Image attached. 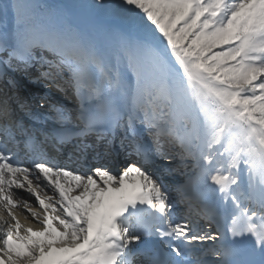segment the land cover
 <instances>
[{
  "label": "snow or ice",
  "instance_id": "obj_1",
  "mask_svg": "<svg viewBox=\"0 0 264 264\" xmlns=\"http://www.w3.org/2000/svg\"><path fill=\"white\" fill-rule=\"evenodd\" d=\"M91 7L105 18L84 27L0 0V264H264V0ZM17 72L44 95L21 96ZM157 158L186 180L166 183Z\"/></svg>",
  "mask_w": 264,
  "mask_h": 264
},
{
  "label": "rangeland",
  "instance_id": "obj_2",
  "mask_svg": "<svg viewBox=\"0 0 264 264\" xmlns=\"http://www.w3.org/2000/svg\"><path fill=\"white\" fill-rule=\"evenodd\" d=\"M66 2H70L76 11H72L70 14H67V10L69 9L66 3L62 2L60 0V3L55 2V0H35V2L40 3L42 5L48 6L52 12H51V20L53 23H61L63 22L66 18L74 22L75 20L78 21L77 19H73L74 16L77 18L80 17V14L87 15L88 13L91 12L92 8L91 5L95 3V0H65ZM105 4H118L119 0H104ZM96 14H98V17H101V21L105 18V13L101 12L98 9H94ZM99 21H93L87 23V26H90L93 23H98ZM86 26V27H87Z\"/></svg>",
  "mask_w": 264,
  "mask_h": 264
},
{
  "label": "bare ground",
  "instance_id": "obj_3",
  "mask_svg": "<svg viewBox=\"0 0 264 264\" xmlns=\"http://www.w3.org/2000/svg\"><path fill=\"white\" fill-rule=\"evenodd\" d=\"M81 18H79V20H80ZM82 22H83V20H82ZM10 75H14L15 76V78H18V74L17 73H9ZM1 84H3V82H0ZM67 103H69V101L68 100H66V99H64ZM51 112H48V114H50ZM45 116H46V113L44 114ZM121 135H122V133H121ZM109 139V138H108ZM99 150H102V148H100ZM91 151V150H90ZM66 158V157H65ZM27 213V212H26ZM29 216H31L29 213H27ZM33 224V226L34 227H39L40 225H38V223H36V222H34V223H32Z\"/></svg>",
  "mask_w": 264,
  "mask_h": 264
}]
</instances>
